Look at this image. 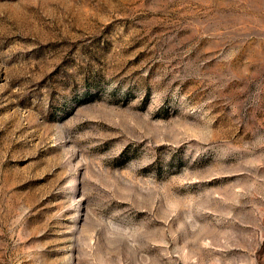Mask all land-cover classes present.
<instances>
[{"label":"rangeland","instance_id":"rangeland-1","mask_svg":"<svg viewBox=\"0 0 264 264\" xmlns=\"http://www.w3.org/2000/svg\"><path fill=\"white\" fill-rule=\"evenodd\" d=\"M0 264H264V0H0Z\"/></svg>","mask_w":264,"mask_h":264}]
</instances>
